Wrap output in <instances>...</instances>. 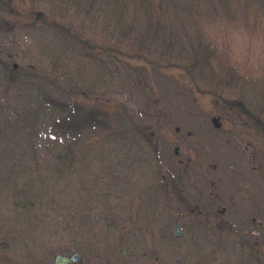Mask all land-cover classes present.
Returning <instances> with one entry per match:
<instances>
[{"label":"rangeland","instance_id":"obj_1","mask_svg":"<svg viewBox=\"0 0 264 264\" xmlns=\"http://www.w3.org/2000/svg\"><path fill=\"white\" fill-rule=\"evenodd\" d=\"M74 251L264 264V0H0V264Z\"/></svg>","mask_w":264,"mask_h":264},{"label":"trees","instance_id":"obj_2","mask_svg":"<svg viewBox=\"0 0 264 264\" xmlns=\"http://www.w3.org/2000/svg\"><path fill=\"white\" fill-rule=\"evenodd\" d=\"M92 113V112H91ZM56 129L57 131L64 132L67 136H76V140L78 141L79 137L77 133H79V129L87 132H100L99 128L104 126L105 124L101 122V112H93L89 113V116L86 119L78 118L77 120H63L61 118H57ZM65 121V122H64ZM258 127V123L255 122ZM260 129V128H258ZM77 142L72 140H68L66 144L60 145V147L56 151V155L54 157L55 161H53L52 168L53 169H62V167H66V169H70L75 159V151H76Z\"/></svg>","mask_w":264,"mask_h":264},{"label":"water","instance_id":"obj_3","mask_svg":"<svg viewBox=\"0 0 264 264\" xmlns=\"http://www.w3.org/2000/svg\"><path fill=\"white\" fill-rule=\"evenodd\" d=\"M172 235L176 237H178L180 235V231L179 228H177V226H175L172 230ZM121 254L127 255L128 252L124 251V250H119L118 251ZM81 261V256L80 253L78 251H74L64 255V254H56L53 258V264H75ZM178 263V261H177Z\"/></svg>","mask_w":264,"mask_h":264}]
</instances>
